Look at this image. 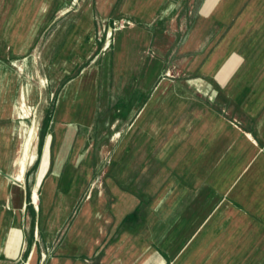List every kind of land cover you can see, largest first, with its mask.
<instances>
[{"label":"crops","instance_id":"0c3cea01","mask_svg":"<svg viewBox=\"0 0 264 264\" xmlns=\"http://www.w3.org/2000/svg\"><path fill=\"white\" fill-rule=\"evenodd\" d=\"M241 1L0 0L9 97L91 68L23 181L14 161L11 193L0 179V264H232L249 243L264 264V57L222 39ZM121 19L145 26L111 25ZM141 64L162 78L155 90L116 112L96 104L97 82Z\"/></svg>","mask_w":264,"mask_h":264},{"label":"rangeland","instance_id":"374dc122","mask_svg":"<svg viewBox=\"0 0 264 264\" xmlns=\"http://www.w3.org/2000/svg\"><path fill=\"white\" fill-rule=\"evenodd\" d=\"M111 25L113 27H119L120 29L145 26L132 20L124 19L119 20L118 23L113 20ZM108 31L109 29L107 28L106 34L101 35V44L106 42ZM148 32L150 35H146V38L149 40L150 46L153 47L156 43V34H153L152 31ZM231 33L233 34L230 35ZM228 35L231 36L232 41L243 46V48L247 51L251 52L255 49V54H259L264 57V0H242L236 16L229 23L222 39ZM103 47H101V50L98 51L100 56L104 53L102 50ZM87 54L88 52L84 51L82 57L85 58ZM146 54L152 55L156 58L154 51L151 49L138 50L136 53L137 58H133L132 62L144 63ZM89 63L90 61H88V64ZM88 64L74 68L68 76L58 83L57 88L53 93L52 84L47 82L44 87V92L52 93V97L48 100V104L44 103V101L41 102L37 89L31 85L23 86L21 88L19 98L21 97L23 91H26L28 95L27 104L35 113V116L32 115L29 118H25L26 115L23 114V119H19L17 116L15 117V107L19 105V98L17 100V98L9 97L11 92L16 90L19 92L18 84L15 81L16 79L12 76L7 77L0 75V179H2L4 185L8 186L10 193L15 184L12 183V179L9 184L6 176L12 172L11 162L14 161L17 154L19 155L18 152L22 142L20 137L21 129L24 125H32L35 121L37 127V137L32 148V152L35 154V152L37 153L38 151L40 156L39 159H41V156H43L45 141L50 136L52 137L53 131L51 129L53 128L54 123L58 121L59 112L64 102L63 97L66 92H68L75 85L76 81L81 78L88 69H91ZM0 69L7 73L3 67L0 66ZM153 74L154 70L152 67H146L142 64L132 66L131 73L127 76L123 73L119 75L117 72L111 71L108 76V81H99L96 84V104L104 106L112 111L114 110V112L118 111V109H123L125 106L130 105V103L134 101L133 99L129 100V96H136L137 92L147 90V87L149 86L152 90L157 88L162 78L160 77L158 81L150 83L149 79ZM49 75L48 79H50ZM39 85L36 86L35 84L34 86L39 87ZM139 101L140 100H137L138 103ZM145 102L146 100L142 101V105H144ZM13 130H15L17 137L14 135ZM8 141L11 145V149H6V143ZM39 164L40 163L38 161L36 165L31 168L29 175H32L37 170V166H39ZM37 196L40 198V193L39 195L37 194ZM37 199L35 200L36 202H38ZM9 203V198L4 197V195L0 192V207L4 206V208H7ZM262 246V243L246 244L242 249L240 257L235 259L232 264H253V262L256 261L258 251L262 250Z\"/></svg>","mask_w":264,"mask_h":264},{"label":"bare ground","instance_id":"6f19581e","mask_svg":"<svg viewBox=\"0 0 264 264\" xmlns=\"http://www.w3.org/2000/svg\"><path fill=\"white\" fill-rule=\"evenodd\" d=\"M47 82H48L47 80L42 79L39 82L40 83V89L45 87ZM40 89H37L38 92H39V96H41V90ZM27 97H28L27 92L23 91L21 97L19 98V102H18L19 105L15 107V112H16L15 113V117L17 116L19 119H23L24 118L23 114L26 115L25 118H29L32 115L35 116L34 111L27 104ZM21 111H22V113H21ZM13 132H14V135L17 137L15 130H13ZM20 137L22 139V142H21L20 149H19V152H18L19 155L16 153L17 156L15 157L14 162H13V164L15 166V171H14L13 176H14L15 180H17L19 182L23 181V176L25 174L27 166L35 160V154L32 152V148L34 146V143H35V140H36V137H37V127H36L35 121H34V123L32 125H24L23 126V128L21 129V132H20ZM7 143H9V141ZM9 146L11 148L10 144H9ZM13 196H14V198L16 197V200L19 199V194H17L16 191L13 194ZM37 197H38L37 196V192H34V200H36Z\"/></svg>","mask_w":264,"mask_h":264}]
</instances>
